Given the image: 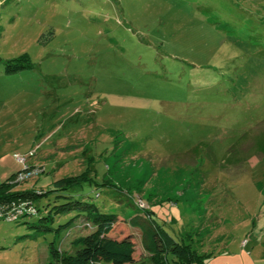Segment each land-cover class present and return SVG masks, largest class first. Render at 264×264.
<instances>
[{
	"label": "rangeland",
	"instance_id": "rangeland-1",
	"mask_svg": "<svg viewBox=\"0 0 264 264\" xmlns=\"http://www.w3.org/2000/svg\"><path fill=\"white\" fill-rule=\"evenodd\" d=\"M0 59V183L44 193L0 220V264L73 254L91 227L52 213L79 198L136 264L147 212L205 264H264V0H0Z\"/></svg>",
	"mask_w": 264,
	"mask_h": 264
},
{
	"label": "trees",
	"instance_id": "trees-1",
	"mask_svg": "<svg viewBox=\"0 0 264 264\" xmlns=\"http://www.w3.org/2000/svg\"><path fill=\"white\" fill-rule=\"evenodd\" d=\"M1 62V59H0ZM22 67L5 66V72H17ZM19 173V172H18ZM17 173V174H18ZM12 175L5 182L0 183V206L18 205L27 203L38 214V208L34 203L44 193L34 191H13L12 188L19 183L11 182L17 175ZM80 177L67 178L57 181L54 192L63 191L64 195L58 194L56 198L70 199L78 193L69 192L78 185ZM55 215L67 212H75L73 219L84 217L87 226L91 227L89 234L72 240L73 254L69 255L53 244H49L48 253L50 264H136L134 257V244L129 238L116 239L111 233L115 230L117 216L101 213L92 203L83 199L68 200L58 206H53ZM148 217H133L128 220L129 227L137 228L141 232V244L144 252L149 256L153 264H205L202 257H198L196 251L188 245L181 244L169 237L161 228L150 222ZM49 217H51L49 215ZM52 219V217H51ZM72 219V220H73Z\"/></svg>",
	"mask_w": 264,
	"mask_h": 264
},
{
	"label": "built area",
	"instance_id": "built-area-1",
	"mask_svg": "<svg viewBox=\"0 0 264 264\" xmlns=\"http://www.w3.org/2000/svg\"><path fill=\"white\" fill-rule=\"evenodd\" d=\"M16 160L21 163H24L25 161V159L21 157H16ZM40 172L41 171L39 169L26 167L15 176L13 183H22L29 178L34 177V175H38ZM34 214V208L27 203H20L18 205L12 204L11 206H0V220H14L19 216L23 217Z\"/></svg>",
	"mask_w": 264,
	"mask_h": 264
}]
</instances>
